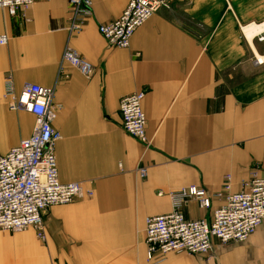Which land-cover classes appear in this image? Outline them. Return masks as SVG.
<instances>
[{
    "label": "crops",
    "instance_id": "crops-1",
    "mask_svg": "<svg viewBox=\"0 0 264 264\" xmlns=\"http://www.w3.org/2000/svg\"><path fill=\"white\" fill-rule=\"evenodd\" d=\"M129 1L92 0L77 31L69 0L0 9V35L8 37L0 44V156L35 124L33 114L8 108L6 79L17 92L29 83L53 88L59 178L94 193L48 208L45 241L32 227L0 231V264H264V221L244 242L214 240L211 258L173 252L149 260L145 233L147 217L172 210V190L196 185L212 196L228 174L234 192L254 171L264 176V32L251 44L244 31L264 22V0H173L129 48L110 46L99 25ZM67 46L94 66L90 76L63 61ZM138 91L146 92L148 148L123 129L119 111L121 98ZM223 204L189 200L183 212L211 221Z\"/></svg>",
    "mask_w": 264,
    "mask_h": 264
},
{
    "label": "built area",
    "instance_id": "built-area-1",
    "mask_svg": "<svg viewBox=\"0 0 264 264\" xmlns=\"http://www.w3.org/2000/svg\"><path fill=\"white\" fill-rule=\"evenodd\" d=\"M36 0H0V9L11 14L28 8ZM73 10L71 30H80L85 18L91 16L92 0H69ZM173 0H130L123 13L111 22L100 24L99 31L108 44L129 48L135 31L162 9H170ZM264 40V36L260 37ZM8 42L0 35V44ZM63 61L90 76L94 66L77 51L66 47ZM55 90L39 84H25L20 92L14 88L11 77L6 79L5 97L12 111H25L35 116L29 137L24 138L7 154L0 156V231L17 232L34 228L37 236L45 241L44 215L48 208L70 204L76 199L91 198L93 189L80 182L63 183L59 178L55 145L61 133L54 128L58 106ZM145 91L123 96L119 111L123 129L140 141L145 148L151 141L146 133L147 116L143 110ZM146 177L147 168H139ZM160 196L165 192L160 191ZM172 210L149 216L146 219V244L148 258L164 260L170 253L205 254L211 258L215 251L214 240L222 246L246 241L264 221V176L254 171L244 189L232 190V176L225 177L224 190L208 195L196 185L186 186L167 193ZM224 200L213 212L212 220L188 219L183 208L189 200H197L201 207L210 208L212 198ZM158 260V261H159Z\"/></svg>",
    "mask_w": 264,
    "mask_h": 264
},
{
    "label": "bare ground",
    "instance_id": "bare-ground-1",
    "mask_svg": "<svg viewBox=\"0 0 264 264\" xmlns=\"http://www.w3.org/2000/svg\"><path fill=\"white\" fill-rule=\"evenodd\" d=\"M244 31H245V34H246V37H247L248 41L252 44V40H254L253 38L256 35L264 32V22L262 24H260V25L255 24V23L254 24H251V25H247L246 27H244ZM258 58L261 61L264 60V57L263 56H259Z\"/></svg>",
    "mask_w": 264,
    "mask_h": 264
}]
</instances>
